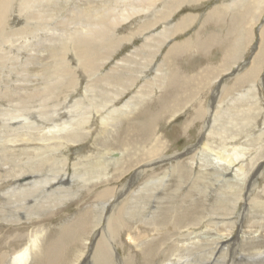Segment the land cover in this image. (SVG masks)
<instances>
[{
	"label": "rangeland",
	"instance_id": "rangeland-1",
	"mask_svg": "<svg viewBox=\"0 0 264 264\" xmlns=\"http://www.w3.org/2000/svg\"><path fill=\"white\" fill-rule=\"evenodd\" d=\"M8 1L6 31L28 26L30 33L9 41L1 39L0 49L3 47L11 54V43L29 44L20 56L25 58L30 53L33 59L29 65L24 63L26 68L22 65L10 72V66L5 71L2 83L7 76L14 82L1 89L0 111L27 100L32 111L30 107L26 110L19 106V111L11 116L26 110L34 119L44 106L40 105V99H31L32 93L36 87H45L43 76L51 75L62 61L61 51L72 45V34L83 28L93 30L96 26H90L94 21L92 15L96 12L95 16L101 15L104 8H117L113 13L122 14L131 3L143 2L43 0L42 5L38 1L36 7L28 8L30 14L18 6L20 0ZM232 2L177 0L173 5L172 0H160L148 11L118 24L113 38L100 39V44L108 43L109 39L118 41L113 52L103 57L97 72L109 73L114 81L108 86L111 93L130 85L114 104L120 107L140 90L135 104L125 107L111 120L103 122V114L96 112L105 101L101 99L106 97L102 91L107 84L95 82L98 84L95 88L88 86L83 69L76 67L78 58L69 52L65 56L77 69L74 70L81 92H71L58 110L73 108L74 101L81 96V110L92 111L83 116L90 118L84 122L78 110L63 119L59 113H51L46 123L38 116L40 121H34L37 125L35 128L32 124L31 131L20 127L19 118L5 122L6 130L10 131L0 130L2 198H6L4 193L9 189L30 187L36 179L53 173L70 175L72 189L77 193L49 199L45 197L48 191L45 188L44 193L40 190L28 198L18 195L20 201L10 208L1 200V208L6 210L0 211L4 217L0 219V264H13L16 254L26 250L25 264H82L93 245L108 236L106 217L125 182L137 167L157 158L159 162H155L153 169L139 177L123 195V213L120 210L115 213V230L121 220L123 225L118 227L116 241L112 243L116 248L114 264H122L119 256L124 264H264V61L256 59L253 64L263 45L264 0H241L238 6ZM80 10H85L88 16L82 17ZM186 16L194 19L185 22L184 29L171 34L162 44L156 41L160 31L182 22ZM45 18L47 21H42ZM151 22L156 23L140 33L139 28ZM170 47L179 49L170 54ZM158 65H162V71L155 69ZM238 68L242 70L238 72ZM24 70L27 72L23 77ZM157 75H162L164 83H150L143 91L146 76L153 81ZM135 77L139 78L131 84ZM49 107L51 104L44 110ZM210 120L212 123L207 127ZM175 154L178 156L174 157ZM165 155L172 157L167 159ZM45 156L55 161L65 158V162L60 161L61 165L52 168L46 164L41 171L27 167L36 157ZM77 158L81 160L77 166L80 173L86 177L93 171L94 176L102 174L101 179L95 177L89 186H83L72 166ZM86 161L89 165L82 164ZM23 178L27 180L21 181ZM110 189L112 192L105 191ZM131 200H135L133 205L137 204L140 210L135 209L129 215L125 207ZM41 201L43 208L36 209V214L28 211ZM9 212H14L13 217ZM120 214L123 218H119ZM37 234L39 250L29 249ZM45 249L57 255L54 262ZM93 254L87 264H105Z\"/></svg>",
	"mask_w": 264,
	"mask_h": 264
},
{
	"label": "bare ground",
	"instance_id": "bare-ground-1",
	"mask_svg": "<svg viewBox=\"0 0 264 264\" xmlns=\"http://www.w3.org/2000/svg\"><path fill=\"white\" fill-rule=\"evenodd\" d=\"M21 2L18 4V6H21L23 7L27 12H29L31 14V11L28 9L29 7L33 8V7H36L37 5V2L39 1V4L42 3L43 0H20ZM50 1V0H48ZM160 0H143V2L140 4V3H131L129 6H126L128 8H125L124 12H122V14H115L113 13V10H116L117 8H110V9H107V8H104L103 9V12L101 15H97L95 16V13L94 15H92L93 17L91 18V20H94L92 23V27H95L93 30H86V31H83V29L79 32H76V33H73L72 36L70 37L71 41L73 42L72 45L70 47L68 46H65L62 51H61V58H62V61L57 65V67L54 69V71L50 72L52 73L51 75H46V76H43L44 79H45V87L43 89H39V87H36V91L34 93H32V98H38L41 100V106L44 108L45 107H48L50 106L51 104V108L49 107L48 109L49 110H44L41 109L39 111V118H41V121H43V123H46V121L50 118V114L51 113H59V118L63 119L64 116H66L67 114H70L71 112H76L77 110L80 112L78 114L82 115V118L84 119V122L87 121L90 117L89 116H83L84 114H92V111L90 110V108H87L85 109L84 111L81 110L82 107L80 106V104L82 103V98L81 96L74 101L73 105L72 106L73 108L69 109L68 111H66V109L64 111H59L58 108L61 107L60 105H65V102H63V100L66 98V96L68 97L71 92L73 93V91L77 92H81V90L78 89V82L79 80L77 79L76 75H75V70L76 68L73 69L72 65L69 63L67 57L65 56L66 54L68 55V53L72 52L74 56H76L78 59V63H77V66L79 69H83L85 75L87 76L86 78H88V86H92L93 88H95L96 85H98L99 83L101 82H104V84H107L106 86L107 87H104L103 88V91H102V94H104L106 97H103V99L101 100H105L104 102L100 103L102 105L101 109H98L96 112H98V114H103V116H101V120L103 122H107L109 120H111L112 118L116 117L115 115L117 113H119V111H124V108L125 107H128L129 105L131 104H135V100H136V97H137V94L140 92V90L138 91V93L136 92L130 99H128L127 101H125L124 104H122L120 107H117L114 102L116 101L117 98H119L120 95H122L124 92L126 93V90L129 89L130 85H126L123 87V90L121 92H115V90L113 92L115 93H111V91L109 90V85L111 84V82H114V81H111L110 78H109V73H105L103 74L102 72H97L99 71L98 70V67L100 65V62L102 59H104L103 57L107 56L109 54V52H113L112 49L114 48L115 46V42L118 41L115 39L112 40V39H109L108 40V43H104V44H100V39H108V38H113V36L115 35V28H117L118 24L122 23V22H125L127 21L129 18H131L132 15L134 14H141L140 12L143 13L148 11L151 7H153L154 4H156V2H158ZM163 1V0H162ZM166 1V0H164ZM173 1V5H175V3L177 2V0H172ZM174 1H176L174 3ZM8 0H0V31L4 32H0V40L1 39H5V40H10V38L12 37H17L18 35V38H22L24 37L25 33H30L29 32V29L30 27L28 26H23L22 28L18 29V30H15V29H12V31L10 32H7L6 31V24H7V14H8V8H9V4H8ZM11 2V1H10ZM17 3V2H16ZM51 3V2H50ZM239 3L241 4V0H233V2L231 4H233L234 6H238ZM11 4V3H10ZM14 4V2H13ZM158 4V3H157ZM156 4V5H157ZM42 5V4H41ZM128 5V4H127ZM39 6V5H38ZM167 6V5H166ZM137 7V8H135ZM171 7V6H170ZM228 7V6H227ZM101 8V7H100ZM135 8V9H133ZM99 9V8H97ZM133 9V10H132ZM153 9V8H152ZM111 12H110V11ZM132 10V11H131ZM102 11V10H100ZM106 11H109L108 15H107V12ZM151 11V10H150ZM85 10H80V14H84ZM93 12V11H92ZM95 12V11H94ZM118 12V11H117ZM170 13V12H169ZM38 14V13H37ZM79 14V13H77ZM34 16V15H33ZM44 15H39L38 17H43ZM88 15H86V13L84 14V16L82 17H86ZM91 16V15H90ZM80 17V16H79ZM185 17V16H184ZM187 18H185L182 22L180 23H175L176 25L173 26V27H165V30L163 31H160L157 35L158 37L156 38L154 34V39L156 38L158 41L159 44H162L164 43V40H166L169 36H171V34L174 35V33H177L176 31L181 28H185L186 27V24H184L185 22H187L189 19L192 20L194 18L192 17H189V16H186ZM194 17V16H193ZM33 18H36V17H33ZM43 19V18H41ZM87 19V18H86ZM39 20V19H38ZM42 21H47V19L45 18V20H42ZM167 21V20H166ZM30 23V22H28ZM89 23V22H88ZM156 23V22H155ZM155 23L151 22L145 26H142L141 28H139L141 31L140 33H142L143 31L145 30H148L150 29V27L154 26ZM40 24V23H39ZM190 24V22L188 23ZM46 25V24H45ZM98 27V28H97ZM91 28V27H90ZM171 28V30H169ZM39 31V30H38ZM150 32V31H149ZM171 32V33H170ZM262 33V40H263V45H264V28L263 30L261 31ZM136 33V32H135ZM134 33V35H135ZM139 33V34H140ZM137 34V33H136ZM62 35V34H61ZM131 35V34H130ZM133 35V33H132ZM146 35V34H145ZM161 35V36H160ZM27 36V35H26ZM149 36V35H148ZM148 36H144V37H148ZM153 37V36H152ZM149 38V37H148ZM13 39V38H12ZM15 41V40H14ZM146 41V40H145ZM151 41H154V40H151ZM30 42V41H29ZM1 43V42H0ZM146 43H148L147 41L145 42V45H147ZM150 43V42H149ZM12 45L9 47L10 48V53L9 54V50L5 51L3 49V47L0 49V81L3 80V75L5 73V71L7 70V68L9 69L10 66V72L13 71V69L17 68L18 66H25L24 63H26V65H29V63L32 62V59H33V55H31L30 53H28V56H26L25 58L21 57L20 55L22 54L21 50H24L25 48L28 49V45L29 44H26V45H23L21 44L20 46L18 45H15L13 43H11ZM188 44V43H187ZM158 45V44H157ZM262 45V47H263ZM63 46V45H62ZM117 46V45H116ZM115 46V47H116ZM172 46V45H171ZM261 47V50L259 52V54L256 56L255 60L253 61V64L256 63V59H259L260 61H264V51ZM146 48V47H145ZM151 48V46H150ZM155 48V47H154ZM25 49V50H26ZM143 49V47H142ZM179 49L178 48H175V47H170V50H169V53L170 54H174L177 52V50ZM1 50L3 51L1 53ZM152 51V50H151ZM149 52V51H148ZM13 53V54H12ZM21 53V54H20ZM154 54V53H153ZM148 55V54H147ZM151 55V54H150ZM145 58V57H143ZM124 59V58H123ZM128 59V58H126ZM166 59V58H165ZM59 62V61H58ZM57 64V63H55ZM140 64V63H139ZM161 67V68H160ZM26 68V66L24 67ZM21 69V68H20ZM23 69V68H22ZM21 69V70H22ZM123 69V68H122ZM139 69V68H138ZM156 70H160L162 71V65H158L156 68ZM239 69V68H238ZM77 70V69H76ZM134 70V69H133ZM141 70V69H140ZM242 69H239L237 70L238 72L241 71ZM18 71V70H16ZM143 71V70H142ZM158 71V74L159 72ZM27 72V71H26ZM25 70H24V73H23V77L26 76V73ZM119 72V71H118ZM123 72V71H122ZM125 72V71H124ZM123 72V73H124ZM128 72V71H127ZM175 72V71H173ZM21 73V72H20ZM97 73H99L97 79L95 78V76L97 75ZM113 73V72H112ZM29 74V73H28ZM133 74V73H132ZM171 74V73H170ZM177 74V73H176ZM36 75V74H35ZM139 75V74H138ZM5 76V75H4ZM21 76V75H20ZM116 76V75H114ZM118 76V75H117ZM133 76V75H132ZM131 76V77H132ZM156 76V75H155ZM10 76H7V81L6 82H3L1 81L2 84H0L1 88H0V93H1V89H4L5 85H8V84H11V82H14L12 79L9 78ZM130 77V78H131ZM174 77V76H173ZM172 77V78H173ZM26 78V77H25ZM125 78H127L125 76ZM139 78V77H138ZM137 77L133 78L132 79V83H134L136 81V79H138ZM43 79V78H42ZM131 80V79H130ZM163 80V77L162 75H157V77L154 78V80L152 81L150 78H148V76H146V80L144 81L145 83L143 84L142 86V89L143 91H145L146 87L149 86L150 83H154V84H157L158 82L160 84L164 83L161 82ZM18 81V80H17ZM19 81H22L19 79ZM32 81V80H31ZM121 81V80H120ZM25 82V81H24ZM98 84H96V83ZM18 83V82H17ZM22 83V82H20ZM128 83V82H127ZM115 84V83H114ZM118 84V83H117ZM17 85V84H16ZM19 85V84H18ZM22 85V84H21ZM87 85V84H86ZM100 85V84H99ZM103 85V84H102ZM116 85V84H115ZM119 86V85H118ZM133 86V85H132ZM19 87V86H17ZM16 87V88H17ZM31 87V86H30ZM117 87V86H116ZM89 88V87H88ZM88 88L86 87V91L88 90ZM92 88V89H93ZM99 88V87H98ZM97 88V89H98ZM100 89V88H99ZM102 89V87H101ZM121 89V88H120ZM141 89V90H142ZM223 89V88H222ZM8 91V89H6ZM95 90V89H94ZM133 90V89H132ZM25 91V90H24ZM29 91V90H28ZM90 91V90H89ZM97 91V90H96ZM83 93V92H82ZM88 93V92H87ZM96 93V92H95ZM94 93V94H95ZM145 93V92H144ZM98 94V93H97ZM114 94H116V96H114ZM84 95V94H83ZM90 95V94H89ZM103 95V96H104ZM15 96V95H14ZM86 96V95H85ZM100 96V95H99ZM139 96V95H138ZM55 97V98H54ZM76 97V96H75ZM91 97V96H89ZM97 97V95H96ZM70 98V97H69ZM101 98V96H100ZM17 99V98H16ZM57 99V100H56ZM68 99V98H66ZM71 99V98H70ZM90 99V98H89ZM87 100V99H86ZM93 100V99H92ZM97 100V99H96ZM32 101V100H31ZM72 101V100H71ZM89 101V100H88ZM91 101V100H90ZM27 102H30V101H25V100H22L21 102L17 103L16 105L14 103H12L11 105H9L10 107H7V108H3L0 112V116H1V123H2V126L0 127V130H6V127H8V125H5V122L6 121H13L15 118H19V123H20V127L22 125V128H27V130L31 131V127H32V124L34 125V127L36 128L35 125H37L34 121L36 122H39L40 120H38V116H35V119H34V115L30 116V114L27 113L26 110H28L30 107V103H27ZM96 102V101H95ZM92 103V102H91ZM92 105V104H91ZM91 105H88V106H91ZM96 105H98V102H96ZM95 105V106H96ZM138 105V104H137ZM19 106L25 108L26 110L21 114V115H13L11 116V114L15 111H19ZM77 106V107H75ZM86 106H87V103H86ZM94 106V105H92ZM4 107V106H3ZM70 108V106H68ZM85 107V106H84ZM62 108V107H61ZM65 108V106H63V109ZM100 108V107H99ZM31 109V107H30ZM104 109V111H103ZM96 110V109H95ZM21 111V110H20ZM23 111V110H22ZM32 111V109L30 110ZM95 112V111H93ZM25 114V115H24ZM35 114V113H34ZM36 115V114H35ZM91 116V115H90ZM100 116V115H99ZM34 120H32V119ZM56 119L58 122L60 121V119ZM116 120V119H115ZM11 121V122H12ZM69 122H72L71 121H68V122H61V125H66V123H69ZM91 122V120H90ZM115 122V121H114ZM56 123V122H55ZM74 123V122H73ZM212 123V121L210 120L208 123H207V127ZM71 124V123H70ZM46 125V124H45ZM44 125L43 128H45L46 126ZM58 125V124H57ZM69 125V124H68ZM10 126V125H9ZM81 126V125H80ZM4 130V131H5ZM6 131H10V130H6ZM36 132V131H35ZM41 132V131H40ZM1 133V132H0ZM17 135V134H16ZM4 136V135H3ZM57 136V135H56ZM6 137V136H4ZM3 137V138H4ZM203 140V139H202ZM202 142V141H201ZM57 144V143H56ZM58 145V144H57ZM55 145V146H57ZM2 146V144H1ZM61 146V145H60ZM59 146V147H60ZM51 147V146H50ZM58 147V148H59ZM62 147V146H61ZM55 148V147H54ZM44 149V148H42ZM47 149V148H46ZM51 149V148H49ZM60 149V148H59ZM41 150V149H40ZM45 151V149H44ZM56 151V150H55ZM58 151V150H57ZM63 151V150H62ZM190 152V151H189ZM40 153V152H39ZM48 154V153H47ZM179 154V153H178ZM178 154H175L174 157L178 156ZM186 154V153H185ZM56 156V154H54ZM183 155V154H182ZM38 156V154H37ZM44 156V155H43ZM30 157V156H29ZM33 157V156H32ZM51 158H53V156L50 155ZM50 157H42V158H37L35 159L34 157V161L32 160L31 164L28 163L27 167L31 170H42L44 168V166L47 164L48 165V168H52V165H56V164H60V161L62 160H54L52 159L53 161H55L56 163H53V161L51 160ZM58 157V156H57ZM90 157V156H89ZM172 156H167L165 155L164 158H171ZM173 157V158H174ZM153 158V157H152ZM65 159V158H64ZM63 159L62 163L65 162V160ZM77 161L74 163V165L72 166H75L74 167V175L75 176H78L79 179L81 178L82 181H83V186H89L88 183L89 181H91V179H94L95 177L101 179L102 177V174L99 176H94L92 172H90V176L87 175L86 177L84 176V174L80 173L79 170L77 169V166L80 164L81 165V160L80 159H76ZM86 160V159H85ZM84 160V161H85ZM119 161V160H118ZM155 162H159V158H157V160L155 161H151L149 163H146L144 165H141L139 167H137L132 175L129 177V179L125 182V184L123 185V188L121 189V195L119 194V196L117 197L116 199V202L113 203L112 205V208H111V211L108 213L107 215V228H108V233L107 235L108 236H103L102 239H100L101 243L97 242L96 244H94V248H92V255H94L93 253L95 252V254H97V258L99 257V260L101 261H105V264H114L113 263V259H114V255H113V252L116 251V248L115 247H112V243L116 241V231L118 230V227H122L123 223L122 220L121 222L119 223V225L117 226L116 230H115V225L114 223L116 222L117 218L115 216V213L116 211L120 210V212L122 211L123 213V203H122V197L123 195L129 190V188L138 180L140 179L139 177H141L145 172H147L148 170H151L153 169L154 167V164ZM103 163V162H102ZM82 164L84 165H89V162L86 161V162H82ZM51 165V167H50ZM57 166V165H56ZM55 166V167H56ZM64 166V165H63ZM108 166V165H107ZM59 167V166H58ZM57 167V168H58ZM86 167V166H85ZM61 168V166H60ZM61 169H64L61 168ZM104 169V168H103ZM24 170V169H23ZM50 170V169H49ZM60 170V169H59ZM44 171V170H43ZM88 173V169L86 170ZM107 171V170H106ZM1 172V171H0ZM22 172V171H21ZM104 172V171H102ZM3 174V173H2ZM92 174V175H91ZM21 175V174H20ZM28 175V174H27ZM30 175V174H29ZM34 175V174H33ZM105 176L108 175V173H104ZM67 177H63L62 175H57V173H53L52 175L50 176H46V177H41V180H38V179H34L35 181L33 182V184L30 186V187H21V188H14L13 190H8L6 193V198H2V196L0 195V201L1 200H4L6 201L7 203V208H10L9 206H14L12 204H14L15 202L18 203L17 201L19 199H17L18 195L19 196H22L23 198L26 197L28 198V196H34V195H37L36 192H39L40 190L42 191L41 193H44V189L46 188L47 190V196L45 195V197H48L49 199H51L52 197H54L55 195H59L61 197H66L68 194V196H74L77 192H74V190L72 189V183H73V178H70V175H66ZM89 176V177H88ZM14 177V176H13ZM21 178V177H20ZM25 178V177H24ZM20 179L21 181L22 180H27V179ZM27 178V177H26ZM13 181V179H12ZM30 181V180H29ZM151 181V180H150ZM148 181V182H150ZM155 181H158L157 179H155ZM154 181V182H155ZM16 182H19V179L16 181ZM28 182V181H27ZM152 182V181H151ZM71 183V184H70ZM256 183V182H255ZM68 184H70L69 186H67ZM10 185V184H9ZM64 185H66L67 187H65ZM254 185V183H253ZM49 186V187H48ZM13 187V186H12ZM15 187V186H14ZM53 187V188H52ZM254 187V186H253ZM2 190V189H1ZM112 189H110L109 191L108 190H105L106 192H110ZM253 189H251V191H249V195L248 197H250L251 195V192H252ZM112 192V191H111ZM40 193V194H41ZM105 193V192H104ZM107 194V193H106ZM113 194V193H112ZM105 196V195H104ZM109 197V195H108ZM137 197V196H135ZM146 197V196H145ZM144 197V198H145ZM25 198V199H26ZM102 198V197H100ZM103 198H106V197H103ZM138 200L140 199L139 198V195H138ZM35 199V198H34ZM38 199V198H37ZM170 199V197H169ZM249 199V198H248ZM27 200V199H26ZM20 201V200H19ZM135 200H131V202L125 207L127 209H125V212L128 213L129 215H131V213L137 209L138 211L140 210V208H138L137 204L133 205V202ZM35 202V201H34ZM48 202V200H46L45 202L43 203H46ZM122 203V204H121ZM26 204V203H25ZM42 201L40 202V204L37 205V207L35 206H32L30 208H28V211H31L32 214L35 213V210L39 209V208H43L42 206ZM26 206V205H25ZM2 205H0V211H2V209L6 210V208H1ZM24 207V206H23ZM27 208V207H26ZM248 208V207H247ZM13 209V208H11ZM15 209V208H14ZM12 211V210H11ZM23 211V210H22ZM25 211V210H24ZM39 211V210H38ZM46 211V210H45ZM6 213V212H5ZM3 212V214H5ZM10 213V217L12 216L11 213H14V212H9ZM38 214V212H37ZM123 215V214H122ZM122 215H118L119 218H123ZM133 215V214H132ZM6 216V215H5ZM134 216V215H133ZM13 217V216H12ZM131 217V216H130ZM135 217V216H134ZM4 219V217H1L0 216V219ZM132 218V217H131ZM14 222V221H13ZM241 222V221H240ZM208 224V223H207ZM42 225V224H41ZM30 228V227H29ZM106 228V229H107ZM43 229V227H42ZM69 232V231H67ZM141 234V233H140ZM22 236V235H21ZM20 236V237H21ZM67 236V234H66ZM17 237V236H16ZM65 237V236H64ZM68 237V236H67ZM134 239V237H132ZM237 238V237H236ZM18 239H14V241H17ZM235 240V238H234ZM66 241V240H65ZM239 241V240H238ZM32 245L29 246V249L30 248H33V249H36V250H39L38 248L40 247V244L39 243V235L37 234L35 236V238H33L32 242L30 243ZM219 244V243H218ZM32 249V250H33ZM52 249V248H51ZM46 250V249H45ZM7 251V250H6ZM23 251V250H22ZM35 251V250H34ZM30 252V251H29ZM37 252V251H36ZM7 253V252H6ZM17 253V252H16ZM27 250L25 252H22L21 254H16V257L14 258V262H13V258H12V262L13 264H25V260H26V254H27ZM91 253L89 254V256L86 258V260L82 263V264H87L89 259H91L92 256ZM46 254L47 256L49 257V259L54 262L55 261V257H57L56 254L52 253V252H49L48 250H46ZM235 254V252L233 253ZM9 255V254H8ZM61 256V255H60ZM235 256V255H233ZM64 257V256H63ZM120 257V261L122 264H124L123 262V259L121 256ZM2 258H3V255H2ZM7 259V258H6ZM60 261V260H59ZM63 261V260H62ZM28 262V261H27ZM61 262V261H60ZM180 263V262H179ZM48 264V263H47ZM99 264V263H98Z\"/></svg>",
	"mask_w": 264,
	"mask_h": 264
}]
</instances>
